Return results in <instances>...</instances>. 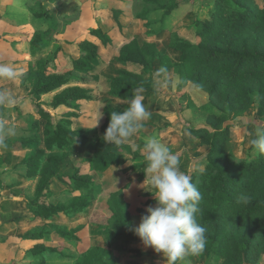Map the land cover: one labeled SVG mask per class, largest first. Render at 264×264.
<instances>
[{
	"label": "trees",
	"instance_id": "trees-1",
	"mask_svg": "<svg viewBox=\"0 0 264 264\" xmlns=\"http://www.w3.org/2000/svg\"><path fill=\"white\" fill-rule=\"evenodd\" d=\"M144 1L150 7L170 14L189 0ZM211 1V15L205 19H196V32L185 35L179 30L175 31L170 43L171 54L161 52L154 42L140 43L137 38L123 42L113 58L119 68L110 77V95L129 106L133 93L138 94L136 91L146 85L148 75L155 72L156 62L168 72L179 73L182 81L190 80L209 93L211 104L219 113L209 112L208 124L190 129L192 135L199 138L200 146L207 148L203 168L190 174L202 195L196 219L206 229L205 248L212 249L217 257H221V264H261L260 257L264 254V154L258 153L251 145L245 153L238 155L230 152L226 145L236 140L235 126L227 123L231 115L250 111L256 101H259L264 111V0L262 3L257 0ZM48 13L45 10H33L35 16L45 21L48 20ZM44 32L37 30L33 35H21L37 52L47 44ZM115 32L114 28L107 32L94 29L91 35L109 48L113 45ZM92 36L75 43L71 69L64 73L46 74L44 70L51 63L46 60L42 62L41 70L32 72L34 84L31 93L36 98L34 110L45 121V148H39L28 158L29 174L39 175L35 199L27 205L34 219L46 221L59 217L70 218L72 214L82 213L92 203V199L84 194L74 196L67 205L51 202V186L55 177L68 179L75 191L94 187L92 174L82 173L79 169L62 173L61 168L65 162L70 163V157L64 150L80 138H89L95 128H74L72 120L67 117L73 115L72 112L54 124V113L41 101L43 94L65 84L91 81V71L106 57ZM132 64L138 65L140 71L129 69L128 66ZM86 93L87 89L79 85L68 86L54 96L51 106L72 107L77 100L87 98ZM142 100L145 106L146 97H142ZM5 108V104H0V130ZM111 112L109 108L105 111L106 121L100 130L102 136L97 138L98 145L88 160L91 170L106 172L113 167L120 168L127 163L143 160L141 164H130L121 170L126 173L141 169L138 183L147 182L150 174L146 176L144 173L145 154L137 147L135 134L119 146L108 144L102 139L110 123ZM142 124L140 130L146 127V123ZM36 126L33 125L34 128ZM27 140L38 146L40 139L34 137ZM46 150H58L61 153H53L45 159ZM123 151H129L131 157L125 156ZM1 164L0 153V167ZM3 185L0 181V195ZM132 186L133 183L122 176L98 205L90 224L91 233L102 236L104 242L87 249L75 264H118V257L111 244L139 240L132 231V226H135L134 217L147 214V207L153 206L156 201L152 199L144 204H134L136 196ZM153 195L151 192L145 194ZM241 195L250 197V201L238 202ZM55 227L60 237L70 242L77 240L76 230H69L60 224ZM44 233V230H31L25 237L43 239ZM52 249L37 244L35 252L42 254Z\"/></svg>",
	"mask_w": 264,
	"mask_h": 264
},
{
	"label": "rangeland",
	"instance_id": "rangeland-1",
	"mask_svg": "<svg viewBox=\"0 0 264 264\" xmlns=\"http://www.w3.org/2000/svg\"><path fill=\"white\" fill-rule=\"evenodd\" d=\"M262 3V0H257ZM211 0H189L170 14L162 9L150 7L144 0H0V18L5 20L6 28L0 29V64L13 67L18 75L15 79L0 78V92L12 97L11 104L2 113L0 130V181L3 191L0 195V264H75L78 257L95 244L103 243L104 238L91 233V222L98 205L108 196L122 176L133 183L134 204H144L154 199V195L145 196L151 190L150 175L147 182L139 184L142 170H130L123 173L121 169L130 164H141L143 160L127 163L120 168H111L106 172L92 171L88 160L98 145L97 138L102 136L101 126L106 121L105 111H124L122 101L110 95V77L115 74L119 65L113 58L118 47L125 41L137 38L140 43L154 42L163 53L171 54L170 43L175 31L185 35L196 32V19L210 17ZM33 10L49 12L45 21L33 14ZM3 23H1L2 25ZM0 25V26H1ZM17 25V26H16ZM115 29L112 47L106 48L102 41L91 35V30L101 29L107 32ZM4 30L9 31L10 35ZM45 31L43 37L47 44L34 52L31 43L24 40L22 33ZM13 33V34H12ZM99 43L105 54V60L95 65L91 71V81L86 83L70 82L59 89L43 94L41 101L47 104L55 117L56 124L67 116L73 127H94L89 138H80L66 148L69 161L61 168L62 173L79 169L82 173L92 174L95 185L91 189L75 191L68 179L55 177L52 182L53 194L50 197L54 204L67 205L74 196L87 195L92 203L82 213L72 214L70 218L52 220L34 219L27 208L35 199V189L39 175H30L29 157L39 148H45L43 142L45 121L40 119L34 110L36 98L31 93L34 80L33 71L41 70L42 62L51 63L44 70L46 74L64 73L73 66L72 55L75 43L90 37ZM133 71H140L138 65L128 66ZM155 72L150 73L146 85L136 92L146 97V110L150 113L145 119L146 127L135 134V143L144 152V137L157 136L161 143L179 157L181 171L192 174L203 168L207 148L200 146L199 138L192 135L194 126L208 124L209 112L219 113L211 104L209 93L192 81H182L175 71H166L155 63ZM79 85L87 89V98L77 100L72 107L61 105L53 108L54 96L68 86ZM264 111L256 101L250 111L241 115H231L227 123L235 126V141L227 142V149L240 155L251 147L256 130L264 124ZM141 122V123H142ZM37 124L36 128L33 127ZM38 137V146L27 139ZM130 140V139H129ZM133 141V140H132ZM131 157L129 151H123ZM60 151H45V159ZM144 185V187H143ZM156 205V202L153 206ZM142 215H135L134 223L138 226ZM96 220V218H95ZM56 224L76 230L77 240L70 242L60 237ZM31 230H44V238L27 239L26 233ZM37 244L53 248L42 254H36ZM118 257V264H168L163 253H157L151 247H145L142 241H120L111 244ZM212 249L204 248L198 255H186L176 264H221ZM264 264V254L260 257ZM249 264V263H247Z\"/></svg>",
	"mask_w": 264,
	"mask_h": 264
},
{
	"label": "clouds",
	"instance_id": "clouds-1",
	"mask_svg": "<svg viewBox=\"0 0 264 264\" xmlns=\"http://www.w3.org/2000/svg\"><path fill=\"white\" fill-rule=\"evenodd\" d=\"M17 75L13 67L0 64V78L11 80ZM12 102L9 94L0 92V104ZM149 116L142 97L133 93L124 111L111 112L102 139L108 144L122 145L143 127L141 122ZM251 144L258 153L264 154V125L257 128ZM144 152V173L146 176L151 174L150 185L154 191L147 190L154 194L156 205L147 207V214L141 216L138 226H132V231L145 247L163 253L168 264H176L186 255H198L205 248L206 229L196 219L202 195L192 182V176L181 171L179 157L157 136L144 137ZM250 199L241 195L238 202L248 203Z\"/></svg>",
	"mask_w": 264,
	"mask_h": 264
},
{
	"label": "crops",
	"instance_id": "crops-1",
	"mask_svg": "<svg viewBox=\"0 0 264 264\" xmlns=\"http://www.w3.org/2000/svg\"><path fill=\"white\" fill-rule=\"evenodd\" d=\"M1 23H3L2 25H1ZM0 29H1V27L3 26L4 27V29L6 28V25H10L9 23H5V20L4 19H1L0 18ZM17 26V25H16ZM4 32L6 33V34H8V36L10 35V33H9V31H6V30H4ZM13 34V33H12Z\"/></svg>",
	"mask_w": 264,
	"mask_h": 264
}]
</instances>
